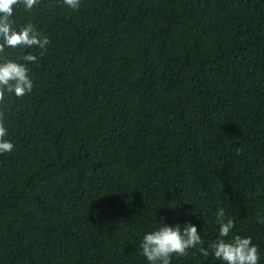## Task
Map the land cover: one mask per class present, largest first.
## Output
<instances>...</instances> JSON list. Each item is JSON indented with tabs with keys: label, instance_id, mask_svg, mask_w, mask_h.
Segmentation results:
<instances>
[{
	"label": "trees",
	"instance_id": "obj_1",
	"mask_svg": "<svg viewBox=\"0 0 264 264\" xmlns=\"http://www.w3.org/2000/svg\"><path fill=\"white\" fill-rule=\"evenodd\" d=\"M13 20L50 43L0 107V264H148L154 219L207 246L218 208L264 264V0H39Z\"/></svg>",
	"mask_w": 264,
	"mask_h": 264
},
{
	"label": "clouds",
	"instance_id": "obj_2",
	"mask_svg": "<svg viewBox=\"0 0 264 264\" xmlns=\"http://www.w3.org/2000/svg\"><path fill=\"white\" fill-rule=\"evenodd\" d=\"M69 9L76 10L81 0H60ZM39 0H0V107L6 105L9 96L21 97L33 89V77L29 62H36L37 52L42 55L50 43V37L27 22L17 26L13 20L14 8L23 6L31 10ZM33 49L22 55L10 57L7 49ZM14 143L8 138L3 115L0 114V153L10 152ZM239 151V149H237ZM218 224L216 238L204 246L197 224L185 221L165 222L161 217L154 219V226L146 229L139 239V250L148 264H171L173 255L183 256L189 249L195 248L202 256H212L223 264H259L258 246L251 235L232 232L233 221L223 220L225 212L218 208L215 213ZM258 224H264V215H257ZM231 233V235H230Z\"/></svg>",
	"mask_w": 264,
	"mask_h": 264
}]
</instances>
